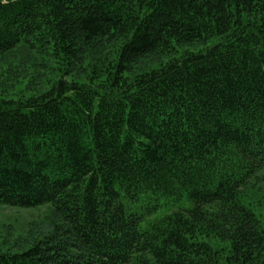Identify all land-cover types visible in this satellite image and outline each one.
I'll use <instances>...</instances> for the list:
<instances>
[{
    "label": "trees",
    "instance_id": "1",
    "mask_svg": "<svg viewBox=\"0 0 264 264\" xmlns=\"http://www.w3.org/2000/svg\"><path fill=\"white\" fill-rule=\"evenodd\" d=\"M20 47L61 73L0 97V205L61 221L0 264H264V0H0Z\"/></svg>",
    "mask_w": 264,
    "mask_h": 264
},
{
    "label": "rangeland",
    "instance_id": "2",
    "mask_svg": "<svg viewBox=\"0 0 264 264\" xmlns=\"http://www.w3.org/2000/svg\"><path fill=\"white\" fill-rule=\"evenodd\" d=\"M205 45H185L186 50H197ZM168 56L147 54L139 60L134 72L154 67ZM44 60V61H43ZM78 72V71H77ZM61 71L51 56L27 54L25 49L14 48L0 59V97H27L47 89ZM76 77L78 74L74 73ZM254 179L264 181V170ZM61 221L54 207L44 203L31 207L0 205V250H21L29 239L43 235L54 222Z\"/></svg>",
    "mask_w": 264,
    "mask_h": 264
}]
</instances>
